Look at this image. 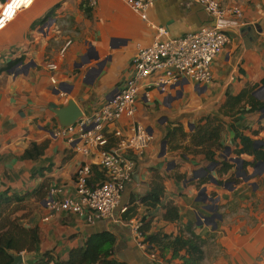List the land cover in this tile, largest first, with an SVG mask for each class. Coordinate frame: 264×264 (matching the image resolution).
<instances>
[{
  "label": "crops",
  "instance_id": "crops-1",
  "mask_svg": "<svg viewBox=\"0 0 264 264\" xmlns=\"http://www.w3.org/2000/svg\"><path fill=\"white\" fill-rule=\"evenodd\" d=\"M215 1L238 7L246 25L234 17L215 21L229 42L213 61L210 84L188 81L164 94L150 90L148 101L138 99L134 120L147 128L151 141L133 157L131 181L117 208L108 219L93 222L49 211L44 201L52 191L57 200L75 198L76 172L84 164L90 166L89 186L101 183L100 152L116 145L113 130L127 133L133 120L108 126L107 145L83 155L66 139L53 137L64 128L54 110L73 100L82 118L90 117L129 76L139 48L213 23L190 0H155L147 22L125 0H95L93 7L84 0H34L0 32V194L24 197L15 204L23 210L9 219L35 228L39 239L34 252L21 253L23 264L46 252L66 261L72 250L102 233L115 238L107 261L181 264L171 252L140 249L135 225L144 227L145 235L187 238L193 233L202 242L201 264H264V162L234 154L241 148L238 135L259 142L256 148L264 140V113L248 111L249 96L264 101V0ZM212 117L221 125L222 149L211 148L214 157L208 161L207 149L191 137L198 124ZM177 127L185 137L170 132ZM234 158L245 164L244 178L237 177ZM223 164L230 167L227 172ZM150 192H160L153 207L140 202ZM169 211L176 216L167 219Z\"/></svg>",
  "mask_w": 264,
  "mask_h": 264
},
{
  "label": "built area",
  "instance_id": "built-area-1",
  "mask_svg": "<svg viewBox=\"0 0 264 264\" xmlns=\"http://www.w3.org/2000/svg\"><path fill=\"white\" fill-rule=\"evenodd\" d=\"M84 1L90 7L95 5V0ZM154 1L125 0V3L147 22L146 13ZM190 1L200 5L216 22L234 17L241 26L246 25L238 7H221L215 0ZM33 3L34 0H5L0 7V32ZM163 34V30H158V35ZM228 42L224 27L215 25L201 27L177 39L159 38L150 46L139 48L131 60L129 76L114 88L99 110L53 133V137L66 139L72 146L75 145V151L88 155L92 148L107 145L108 126L122 119L133 120L127 133L113 130L111 135L117 139L116 145L100 152L99 166L105 179L96 186H89L90 166L84 164L76 172V197L57 200L52 191V195L44 201L45 207L52 212L66 211L85 216L88 222L108 219L117 208L125 186L131 181L135 162L133 157L142 155L151 141L147 128L134 120L138 99L148 101L150 90L164 94L170 87L188 81L197 86L210 84L213 61ZM49 68L55 69L53 65H49ZM125 211L126 208L120 210L121 213ZM139 227H132L134 238L140 249L147 250L148 245L143 242ZM150 257L155 258V255L151 254Z\"/></svg>",
  "mask_w": 264,
  "mask_h": 264
},
{
  "label": "trees",
  "instance_id": "trees-1",
  "mask_svg": "<svg viewBox=\"0 0 264 264\" xmlns=\"http://www.w3.org/2000/svg\"><path fill=\"white\" fill-rule=\"evenodd\" d=\"M89 12V10L87 11ZM248 96V93H243ZM242 95V96H243ZM248 103L250 112H259L264 110V101H258L249 96ZM170 132L178 134L179 137H185L182 128L177 127ZM239 136L241 148L234 152L239 156L245 154L252 156L255 162H264V140L263 145L259 148L254 147V141L248 137ZM192 143L196 146H204L206 160L213 161L214 154L209 151L214 148L215 151L222 149L221 125L215 117L207 118L204 124H198L191 137ZM230 167L227 164L222 165L224 172ZM245 164H243V169ZM242 169V170H243ZM236 181V180H234ZM160 192H150L146 196L140 198V202L147 203L153 207L158 202ZM24 197L18 195L8 196L7 193L0 194V264H11L13 257L24 253L34 252L39 239L38 232L35 228L25 229L21 227L17 220L9 219V208L15 204L23 202ZM172 211H169L167 219L175 217ZM143 235V242L148 248L157 247L159 253L171 252L172 258H177L181 264H201L202 262V242L193 233L189 237L183 236L172 237L168 235H145L144 227H139ZM115 238L112 234L102 233L90 236L83 247L72 250L66 261H60L54 257L52 253H43L36 258L31 264H124L114 263L106 259L112 254ZM183 252V254H182Z\"/></svg>",
  "mask_w": 264,
  "mask_h": 264
},
{
  "label": "water",
  "instance_id": "water-1",
  "mask_svg": "<svg viewBox=\"0 0 264 264\" xmlns=\"http://www.w3.org/2000/svg\"><path fill=\"white\" fill-rule=\"evenodd\" d=\"M210 21L213 23L212 25L215 26V20L210 18ZM262 112L264 113V110H262ZM54 114L56 115V118L58 119V123L60 127L72 126L83 116L81 110L79 109V107L76 105V103L73 100L67 101V104L64 107L58 110H54ZM259 144H260L259 142H256L254 144V147L256 148L257 145ZM164 147H165V142L162 143V149H164ZM227 151L228 150H226V152ZM231 161L236 165L237 177L244 178L245 173L242 172V167H243L242 161L238 158H234ZM210 220H212V218ZM11 264H23L22 255L19 254V255L14 256Z\"/></svg>",
  "mask_w": 264,
  "mask_h": 264
},
{
  "label": "rangeland",
  "instance_id": "rangeland-1",
  "mask_svg": "<svg viewBox=\"0 0 264 264\" xmlns=\"http://www.w3.org/2000/svg\"><path fill=\"white\" fill-rule=\"evenodd\" d=\"M177 137H178V139H180L181 137H179L178 135H176ZM9 213H10V215H11V213L13 212H16V211H19V210H23V208H21V206L20 205H13V206H11L9 209ZM13 215V214H12ZM11 215V216H12Z\"/></svg>",
  "mask_w": 264,
  "mask_h": 264
}]
</instances>
